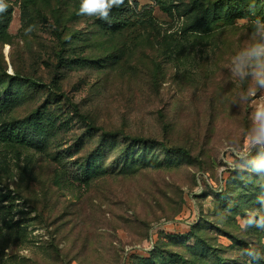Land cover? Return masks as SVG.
<instances>
[{
  "label": "rangeland",
  "instance_id": "374dc122",
  "mask_svg": "<svg viewBox=\"0 0 264 264\" xmlns=\"http://www.w3.org/2000/svg\"><path fill=\"white\" fill-rule=\"evenodd\" d=\"M135 1L107 22L78 14L81 0H7L0 13V129L25 137L0 141V264H248L249 244L264 252V230L237 220L264 188L231 167L253 109L233 103L248 82L227 67L264 0H246L259 4L244 16L237 2L231 23L218 19L226 0Z\"/></svg>",
  "mask_w": 264,
  "mask_h": 264
},
{
  "label": "clouds",
  "instance_id": "9594fccd",
  "mask_svg": "<svg viewBox=\"0 0 264 264\" xmlns=\"http://www.w3.org/2000/svg\"><path fill=\"white\" fill-rule=\"evenodd\" d=\"M124 3L125 0H81L78 14L97 17L107 22L112 9L120 8ZM128 6L130 9L134 6L133 0H128ZM8 8L7 0H0V13L6 12ZM27 31H31V28ZM227 67L234 80L248 82V87L238 93L233 103H250L253 109L250 115L251 124L243 136V145L237 139L228 146L236 157L231 167L232 170L248 173L241 176L245 183H255L264 188V20L257 17L253 21L250 42L231 57ZM253 176L258 179L254 180ZM257 201L260 208L248 209L243 217H237L241 231L253 227L264 230V194L258 196ZM242 254L248 257V264L264 260V252L254 244L244 248Z\"/></svg>",
  "mask_w": 264,
  "mask_h": 264
},
{
  "label": "trees",
  "instance_id": "16d2710c",
  "mask_svg": "<svg viewBox=\"0 0 264 264\" xmlns=\"http://www.w3.org/2000/svg\"><path fill=\"white\" fill-rule=\"evenodd\" d=\"M237 2H239V4H240L239 8H240V12H241L242 16H244L245 14H248L250 7L257 6L259 4L258 3L255 5H251V4L246 3V0H226V3L220 7V12L222 14L220 13L221 16L218 19H222L221 17H223V19L226 21V23H231V20L234 19L235 15L237 14L236 13L237 11H234V7H235ZM137 6H138V3L135 1L134 7H137ZM132 9H135V8L132 7ZM128 10H131V9L129 8ZM224 11H225L226 15H223ZM214 15L216 17H218L219 13L214 12ZM118 22H121L123 24V21H118ZM210 25H211V23H207V26H210ZM115 29H116V27H115ZM4 104H5V101L0 100V113H1V110L3 109ZM5 132H7V133H5ZM6 134H8V135H6ZM22 134L23 133L21 131H16V127L14 125L8 124L5 131H4V129H0V141L13 142V143L14 142H20V140H23V138H25ZM111 134L115 135V136H121L124 133L117 131V132L111 133ZM123 136H125L126 138H131L134 141L145 140V139H140L137 137H130L129 135H123ZM178 150H181V149H178Z\"/></svg>",
  "mask_w": 264,
  "mask_h": 264
}]
</instances>
